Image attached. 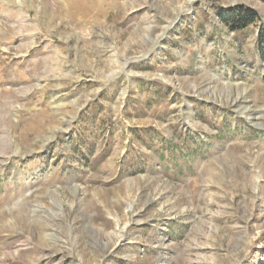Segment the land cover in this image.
<instances>
[{
  "label": "rangeland",
  "instance_id": "obj_1",
  "mask_svg": "<svg viewBox=\"0 0 264 264\" xmlns=\"http://www.w3.org/2000/svg\"><path fill=\"white\" fill-rule=\"evenodd\" d=\"M0 264H264V0H0Z\"/></svg>",
  "mask_w": 264,
  "mask_h": 264
},
{
  "label": "trees",
  "instance_id": "obj_2",
  "mask_svg": "<svg viewBox=\"0 0 264 264\" xmlns=\"http://www.w3.org/2000/svg\"><path fill=\"white\" fill-rule=\"evenodd\" d=\"M251 12V11H248ZM245 21L246 19L240 17V16H236L235 20H233V24L238 25V27H245Z\"/></svg>",
  "mask_w": 264,
  "mask_h": 264
},
{
  "label": "bare ground",
  "instance_id": "obj_3",
  "mask_svg": "<svg viewBox=\"0 0 264 264\" xmlns=\"http://www.w3.org/2000/svg\"><path fill=\"white\" fill-rule=\"evenodd\" d=\"M154 47H156V46H154ZM130 209H131V207H130ZM47 235V234H46Z\"/></svg>",
  "mask_w": 264,
  "mask_h": 264
}]
</instances>
